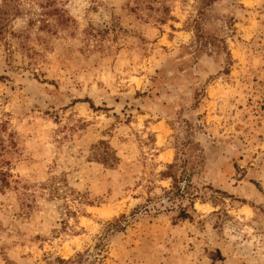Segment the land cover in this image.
Here are the masks:
<instances>
[{
	"label": "rangeland",
	"instance_id": "rangeland-1",
	"mask_svg": "<svg viewBox=\"0 0 264 264\" xmlns=\"http://www.w3.org/2000/svg\"><path fill=\"white\" fill-rule=\"evenodd\" d=\"M79 256L264 264V0H0V264Z\"/></svg>",
	"mask_w": 264,
	"mask_h": 264
},
{
	"label": "trees",
	"instance_id": "trees-1",
	"mask_svg": "<svg viewBox=\"0 0 264 264\" xmlns=\"http://www.w3.org/2000/svg\"><path fill=\"white\" fill-rule=\"evenodd\" d=\"M182 164H181V166H179L178 163L170 165L168 167L169 171H167L166 173H163L164 176L170 177V178L172 177V179H173V186H172L171 191L166 192V194H165L166 203H169L172 205L178 203L181 199L184 198V191L187 189V188L183 187V181H181V179H179V177L176 174V171L179 168L180 169L184 168L187 165V162H184ZM138 211H139V209L136 210L131 215V217H129V215L128 216H125V215L121 216L118 220L114 221L110 225H115L116 232L122 231L124 229V227L129 224L130 219H132L133 217H136L135 214ZM183 212L185 213V215H187L185 210ZM101 247H102V245H101ZM81 257L82 256H79L78 259H74V260H64V259L59 258V257H57V258L50 257V258H47L44 262L46 264H76V263H79V258H81Z\"/></svg>",
	"mask_w": 264,
	"mask_h": 264
},
{
	"label": "bare ground",
	"instance_id": "bare-ground-1",
	"mask_svg": "<svg viewBox=\"0 0 264 264\" xmlns=\"http://www.w3.org/2000/svg\"><path fill=\"white\" fill-rule=\"evenodd\" d=\"M166 158H167V159L171 158V154H170V153L167 154Z\"/></svg>",
	"mask_w": 264,
	"mask_h": 264
}]
</instances>
